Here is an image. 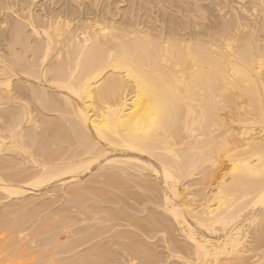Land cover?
Segmentation results:
<instances>
[{
	"label": "bare ground",
	"instance_id": "1",
	"mask_svg": "<svg viewBox=\"0 0 264 264\" xmlns=\"http://www.w3.org/2000/svg\"><path fill=\"white\" fill-rule=\"evenodd\" d=\"M21 242L264 264V0H0V248Z\"/></svg>",
	"mask_w": 264,
	"mask_h": 264
},
{
	"label": "rangeland",
	"instance_id": "2",
	"mask_svg": "<svg viewBox=\"0 0 264 264\" xmlns=\"http://www.w3.org/2000/svg\"><path fill=\"white\" fill-rule=\"evenodd\" d=\"M222 166H223V165H221V166L219 165V166L216 168V169L218 170L219 173L222 171V169H221ZM224 170H225V169H224ZM42 199H43V198H42ZM149 202H150V203H149ZM144 203H145V206H146V210L144 211L145 213L142 212V213L137 214L135 211H133V210H131V209H130V210L125 209L126 207L124 208V209H125L124 211H126L127 213H129V212L131 211V213H132L133 215H137V216H139V215L141 214L140 216H142L143 218H145V217H147V215H148V216L150 215L151 211L153 210V209H152V208H153V207H152L153 205H151V201H148L147 203L144 202ZM141 207H142V206H141ZM128 211H129V212H128ZM131 213H130V214H131ZM134 213H136V214H134ZM143 213H144V214H143ZM140 216H139V217H140ZM105 224H106V223H105ZM106 225H107V224H106ZM106 225H104V224H99V225H97V228H99V226L101 227V226H106ZM95 228H96V227H95ZM150 242H151V241H150ZM22 244H23V242L18 243L17 246H16L15 248H16V251H17V252H20L21 250H22L23 252L21 251L20 253L16 254V256H15L14 258L11 256V253H12V252H11V253L9 252V251H11V250H9V251L7 250V251H6V249L2 246V248H0V249H1L0 252H1V251L3 252L4 250H5L6 252H5V254L1 253V256H0V257H2L3 255H5L6 258H7V260H6L4 257H2V258L0 259L1 264H2V262H4V264H6V262H7L8 264H13V263H14V264H19V262H20L21 264H23V263H24V264H27V263H28V264H29V263H30V264H32V263H33V264H39V263H40V264H47V262H48V264H53V263L55 262V259H56V258H58V260L56 259V263H54V264H59V263H60V264H64L63 262H65L66 264H69L70 262H72L73 264H75V263H76V264H79V263H77L76 259H74V258H76V257H72V258H71V256H72L71 254H70V255H69V254H68V255H66V254L63 255V254H61L63 257H62L60 254H54L52 257H50L51 255H49V256H45V259H46V257H47V259H48V260L46 259V260H47V262H46V260L44 259L43 256L40 257V255L36 253V248H35V250H34V248L31 250L30 248H27V247L24 248L25 246L23 247ZM20 246H21V247H20ZM3 248H4V249H3ZM20 248H21V249H20ZM23 248H24L25 250H23ZM160 248H161V249H160ZM160 248H156V251H157V252L159 251V252H158L159 254L162 253L161 251L164 252V249H162V245L160 246ZM159 249H160V250H159ZM28 250H29V251H28ZM12 251H13L12 254L14 255V253H16L15 249L12 250ZM8 252H9L10 255L8 254ZM27 252H29L30 254L28 253L29 255H27V254L25 255V253H27ZM23 253H24V254H23ZM35 253H36V254H35ZM7 254H8V255H7ZM21 254H22V256H21ZM31 254H32V255H31ZM19 255H20V256H19ZM23 255H24V256H23ZM30 255H31L32 257H30ZM34 255H35V256H34ZM36 255H37V256H36ZM7 256H9V257H7ZM10 256H11V257H10ZM18 256H19V257H18ZM27 256H28V257H27ZM66 256H67V257H66ZM69 256H70V257H69ZM17 257H18V258H17ZM20 257H23V259H21ZM24 257H25V258H24ZM26 257H27V258H26ZM35 257H36V258H35ZM49 257L52 258V259H50ZM55 257H56V258H55ZM65 257H66V259H65ZM3 258H4V259H3ZM11 258H12V261H14V262L10 261ZM16 258H17L19 261H18V260L16 261ZM33 258H34V259H33ZM70 258H71V260H69ZM8 259H9V260H8ZM13 259H15V260H13ZM28 259H29V260H28ZM43 259H44V260H43ZM53 259H54V260H53ZM60 259H63V260H60ZM64 259H65L66 261H65ZM20 260H21V261H20ZM37 260H38V261H37ZM67 260H68V261H67ZM72 260H73V261H72ZM74 260H75V263H74ZM8 261H9V262H8ZM15 261H16V262H15ZM27 261H28V262H27ZM36 261H37L38 263H37ZM50 261H51V262H50ZM53 261H54V262H53ZM57 261H58V262H57ZM61 261H62V262H61ZM11 262H12V263H11ZM25 262H26V263H25ZM31 262H32V263H31ZM35 262H36V263H35ZM52 262H53V263H52ZM67 262H68V263H67ZM72 263H70V264H72ZM159 264H160V263H159ZM161 264H162V263H161ZM166 264H169V263H166Z\"/></svg>",
	"mask_w": 264,
	"mask_h": 264
}]
</instances>
